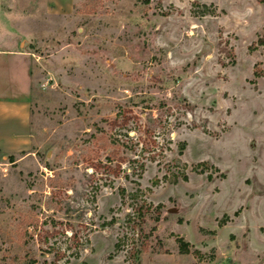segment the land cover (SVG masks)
<instances>
[{
  "label": "rangeland",
  "instance_id": "1",
  "mask_svg": "<svg viewBox=\"0 0 264 264\" xmlns=\"http://www.w3.org/2000/svg\"><path fill=\"white\" fill-rule=\"evenodd\" d=\"M0 32L33 62L30 150L0 155V264H264V3L0 0Z\"/></svg>",
  "mask_w": 264,
  "mask_h": 264
},
{
  "label": "crops",
  "instance_id": "2",
  "mask_svg": "<svg viewBox=\"0 0 264 264\" xmlns=\"http://www.w3.org/2000/svg\"><path fill=\"white\" fill-rule=\"evenodd\" d=\"M13 32H0V41H17ZM32 68L25 50L0 48V155L30 150Z\"/></svg>",
  "mask_w": 264,
  "mask_h": 264
},
{
  "label": "trees",
  "instance_id": "3",
  "mask_svg": "<svg viewBox=\"0 0 264 264\" xmlns=\"http://www.w3.org/2000/svg\"><path fill=\"white\" fill-rule=\"evenodd\" d=\"M140 1L144 5L148 4V0H140ZM260 2L264 3V0H260ZM262 45H264V38L263 37L259 38L258 41L255 44L251 45L249 47V51H253L258 46H262ZM253 76L257 78L259 75H258V73L254 72ZM184 147H185L184 143H180L179 144V146H178V148H179L178 154L179 155L182 154V151L184 150ZM9 157H10V162L13 161L11 155ZM113 163H114V158L110 157V156H107L105 158L104 166H107L108 168L112 169L111 165ZM181 168L182 169H179V171L177 173H175L174 175H171V178H167L166 176H163V179L166 180V181H169L172 184H176L179 180H181L183 182H186L188 177H187V174L185 173V166L183 165V167H181ZM140 170L141 171L144 170V165L143 164L140 165ZM210 178L211 177L209 176L208 179H210ZM124 194H125V191L123 189H120L119 190V195H120V198H121L122 201L124 200ZM134 196H135L134 194H130L128 197L131 200H133ZM131 202H133V201H131ZM131 206H132L133 214L136 215L141 220L140 224L143 222V220L145 218V215L149 214L150 212L153 211L151 205L146 204L144 201H142L140 205H137V204L133 205L132 204ZM155 210H156V207H155ZM234 216H237V212L234 213ZM156 220L158 221V218ZM225 221H227V219ZM224 223L225 222H218L217 225L219 227H221V226L224 225ZM110 224H111V221L107 222V223H103L102 226L103 227H107ZM154 230H156V226L152 227L151 232H153ZM73 235L74 234L71 233V236H73ZM175 242L177 244V248H178V253L179 254L183 255V254H188L189 253V245L182 238L176 237L175 238ZM121 243H122V241H118L114 245V250H118L119 248H121ZM139 253H140V249H136L134 247L130 249V254L133 256V258H137ZM27 264H34V261H29Z\"/></svg>",
  "mask_w": 264,
  "mask_h": 264
}]
</instances>
